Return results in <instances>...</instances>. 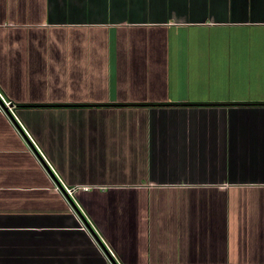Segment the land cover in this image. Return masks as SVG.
<instances>
[{"label":"crops","instance_id":"crops-1","mask_svg":"<svg viewBox=\"0 0 264 264\" xmlns=\"http://www.w3.org/2000/svg\"><path fill=\"white\" fill-rule=\"evenodd\" d=\"M24 2L0 16V264H264V0Z\"/></svg>","mask_w":264,"mask_h":264},{"label":"rangeland","instance_id":"rangeland-1","mask_svg":"<svg viewBox=\"0 0 264 264\" xmlns=\"http://www.w3.org/2000/svg\"><path fill=\"white\" fill-rule=\"evenodd\" d=\"M20 3L21 2H19L18 0H0V16H1V14H2V16L9 15L10 18L17 19V17H18L17 16V13L20 12L18 10V8L20 6ZM26 5H27V2H26ZM24 6H25V2L23 0V2L21 3V7L23 8ZM47 36H48V34L43 33V32H28V31H24V32L17 31V32H15V31H11L7 35V41H10V42H22V41L23 42H29V41H33L34 40V41H40L41 43H44V42H46V38L45 37H47ZM50 36L51 37H56V40L60 41V40H63L64 39V37L66 36V34L64 32H62V31H58V33H52V34H50ZM54 50H57V49H52V52ZM44 51L45 50H42L43 53H44ZM23 54H25L24 51H23ZM56 57H59V56H56ZM44 66L45 65L41 66V68H42L41 72L42 73L43 72L45 73V71H46L45 70L46 67H44ZM13 68H14V66L11 67V69H13ZM104 119H105V116H104ZM108 119H109V121H112L113 120V117H110ZM120 120L122 122H124V119H120ZM76 121L79 122L80 121L79 118L76 119ZM117 156H119V158L122 159V162H120V163H121L122 166H124V160L127 159V156H125V154H123V153H119V154H117ZM154 163L155 162L152 163V165H151L152 167L155 166ZM212 163H215V162L212 161ZM158 164L163 166V163L162 162L161 163H158ZM235 166H234V168H237L239 170L242 169V166L241 165L236 166V167Z\"/></svg>","mask_w":264,"mask_h":264},{"label":"built area","instance_id":"built-area-1","mask_svg":"<svg viewBox=\"0 0 264 264\" xmlns=\"http://www.w3.org/2000/svg\"><path fill=\"white\" fill-rule=\"evenodd\" d=\"M0 96L2 97H0L1 99H3V101H4V104L6 105V106H8V108L10 109V111L12 112V114L14 115V116H16L15 115V112H14V110L12 109V107H11V101H9V100H6L3 96H2V94L0 93ZM43 154V153H42ZM45 157V156H44ZM46 158V157H45ZM67 189V194H69V195H71L72 197H74V191H75V187H73V188H70V187H68V188H66ZM58 190H59V188H58Z\"/></svg>","mask_w":264,"mask_h":264},{"label":"water","instance_id":"water-1","mask_svg":"<svg viewBox=\"0 0 264 264\" xmlns=\"http://www.w3.org/2000/svg\"><path fill=\"white\" fill-rule=\"evenodd\" d=\"M0 102H1V104L4 106V108H6L7 110H9V108H8V106H6L5 104H4V102H3V100L0 98ZM57 181H58V183H59V185L60 186H62L61 184H60V182H59V180L57 179ZM64 189V188H63ZM75 204V203H74ZM91 229V231H92V233L98 238V240L101 242V240H100V238L95 234V232H94V230L92 229V228H90ZM114 260V259H113ZM113 262H115V264H117V262L114 260Z\"/></svg>","mask_w":264,"mask_h":264}]
</instances>
